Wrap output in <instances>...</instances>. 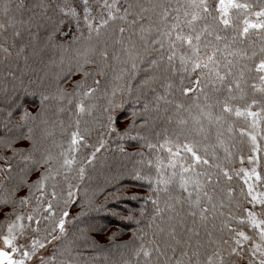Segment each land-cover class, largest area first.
Listing matches in <instances>:
<instances>
[{
    "label": "trees",
    "instance_id": "trees-1",
    "mask_svg": "<svg viewBox=\"0 0 264 264\" xmlns=\"http://www.w3.org/2000/svg\"><path fill=\"white\" fill-rule=\"evenodd\" d=\"M187 2L117 0L121 9L132 5L130 13L137 5L160 6L144 13L141 23L151 31L143 41L140 23H131L139 20L135 15L110 20L97 35L83 19L61 14L63 0L0 2V23L6 25L0 30V232L32 205L35 214L26 216L27 225L42 234V243L54 240L36 264H207L214 252L233 264L228 239L248 222L242 170L252 155L264 177V81L257 71L264 60V29L243 32L245 21L264 10V0H235L245 7L229 10L227 26L217 19L218 0H207L209 14L195 24L197 32L208 28L201 35V56L206 62L205 53L216 51V70L227 73L223 83L208 76V69L193 72L189 64L186 71L179 55H190L187 48L178 49L169 66L168 38L157 29L163 33L177 21L159 13L167 6L171 17L183 21ZM91 15H107L101 0H93ZM129 39L136 44L132 55L122 50L130 47ZM160 39L163 48L152 43ZM104 48L107 60L99 56ZM187 88L195 92L184 95ZM224 105L233 111H222ZM236 109L245 115L236 116ZM77 130L86 146L71 145ZM65 158L73 162L64 165ZM181 176L200 187L189 183L184 191ZM201 207L208 209L206 219ZM61 218L63 234L58 227L52 231Z\"/></svg>",
    "mask_w": 264,
    "mask_h": 264
},
{
    "label": "snow or ice",
    "instance_id": "snow-or-ice-1",
    "mask_svg": "<svg viewBox=\"0 0 264 264\" xmlns=\"http://www.w3.org/2000/svg\"><path fill=\"white\" fill-rule=\"evenodd\" d=\"M2 2V0H0ZM102 2V12L106 11L107 15H101L100 19L97 20L95 16L91 15L92 10V3L93 0H63V6L59 7V11L61 14L65 17H74L77 20L83 19L86 23L88 29L91 32L97 33L99 35L101 29L109 25L110 20H115L117 18L121 20H126V18L129 15H135L139 17V20L133 19L132 24H138L140 23V32H141V41L144 40L143 33L150 32L151 28H145L141 22L146 21L147 17L144 15L145 12L154 11L155 8H159V5H155L153 8H145L143 5H137L138 11L135 13H130L129 8L132 7V5H129L127 8L121 9L118 4L117 0H101ZM245 7V5H241L238 3H234V0H218V5L215 8V11L219 14L217 19H219L225 26H227L230 23V20L228 18V12L229 9L232 8H242ZM185 11L183 12L184 20L179 21L178 18L171 17V14L168 11L167 6L163 7L159 13L161 18L165 21L168 19H175L177 22L172 23L169 25L166 30L163 33L159 32V29H157L158 35L161 37H167L168 38V55H167V61L169 63V66L171 67L173 62L177 59V50L179 49L181 53L185 52V48H187L189 54H181L179 55V60L181 62V65L185 67V70L187 71V66L191 64V70L195 72L197 69L203 70L208 69V76H213V78L221 83H223L227 77V73H225L224 76L220 75V72L217 71V53L216 51H213L210 55L205 53L206 56V62L204 61V57L201 56V50H200V41H201V35L208 32V28L205 26L200 30V32L196 31L195 24L202 18H204L205 14H209V7L207 0H188V2L184 5ZM5 12L7 9L4 10ZM123 12L122 16L117 17V12ZM179 11V9H177ZM257 16L264 18V10L257 13ZM183 26H187L190 28L191 31L185 33ZM6 28V25L4 23H0V30H4ZM249 28H262L264 29V20H262L260 23L257 24H251L249 25L247 21H245V27L243 28V32L245 34L248 33ZM126 29L124 27L119 28V32L121 34L125 33ZM175 34V35H173ZM16 35H19V33H16ZM219 39V37H217ZM118 43H121V41H118ZM130 47L126 49H122L125 54L132 55L133 52L136 50V44L131 42V39H129ZM152 43H159L160 48L164 47L163 39L160 40H153ZM143 46V45H141ZM207 47V46H206ZM3 51L7 52V49H3ZM138 55V52L135 53ZM99 56L103 60H107L109 57V53L106 48L99 50ZM85 63H93L92 60H86ZM229 64L231 62H228ZM83 66H81L82 68ZM132 67L135 68V63L132 64ZM257 71L264 72V60H261L259 65L257 66ZM90 73L87 71H84L85 77H87ZM214 74V75H213ZM262 80H264V76L261 77ZM98 83V81H97ZM197 87L200 86V81H196ZM78 86L80 85V82H78ZM195 92V89L187 88L183 90L184 95H188L189 93ZM85 95H89L88 92L84 93ZM163 99V97H161ZM177 109L183 108V105H177ZM80 111H84V107L80 106ZM222 111L231 113L233 109L229 107L228 105L222 106ZM236 116H243L245 115V112H241L239 109L235 110ZM246 115L255 117L257 113L253 112H247ZM29 114L27 112L24 113V119H28ZM253 127H255V121L253 122ZM253 145L256 144V136L253 135L251 137ZM264 139V137H262ZM80 144H85V138L84 135H81L79 130L72 133V140L71 145L76 146ZM103 146V143L101 142V147ZM150 147H154L153 145H150ZM184 149L186 152L192 153V155L195 157L197 161L200 160V157L196 155V153L193 151V148L189 147L188 145L184 146ZM96 151H99V148L96 149ZM92 157H95V152H93ZM178 155V154H177ZM51 157H48L45 159V163L48 162V159ZM73 161L70 159L65 158L63 163L64 165H70ZM90 162V161H89ZM203 163H207V161H203ZM173 167H175V163L172 164ZM190 168H184V172H188ZM244 171V170H242ZM84 169L83 167L80 168V173L83 175ZM175 175V173H173ZM227 175V173H225ZM245 177H248L249 179L251 176H249V173L247 171H244ZM251 175L255 176L256 181L264 182V177H262L259 173L256 172V169L253 168L251 170ZM46 178V177H45ZM194 183V186L196 188H199V182H192L190 179H186L183 176H181V188L184 191H188V184ZM245 183H248V180H245ZM69 196L72 195V193L69 191ZM203 195L205 197H208V193L204 192ZM192 193L189 192V198H191ZM197 196L199 197V192L197 193ZM247 197L250 199L248 202L252 204L253 207H255L257 204L264 206V192L254 193V185L249 184L248 185V191H247ZM208 199H211V197H208ZM26 201H21V203H25ZM155 203V202H154ZM197 205H199V198L195 201ZM52 208V205H48V209L50 210ZM208 209L201 207L200 208V216L201 219H206ZM262 211H264V208H262ZM14 214V213H13ZM197 213L196 211H192L191 215L195 216ZM64 216H67V212L63 214ZM248 219L251 222V224L255 228H259L260 231L258 233L259 236V242L255 243L251 249H245L244 242H249L252 240V237L246 235L243 231L239 230H233L235 232V239H234V246L230 249V256H237L241 260L243 259L244 254L247 251H251L252 256L255 257L257 253H259V261L258 264H264V220L257 221L256 219V213L253 211L247 212ZM22 217L16 216V220H20ZM29 220L32 219V217H28ZM21 229L23 226H20ZM59 228V231L61 234L65 232L64 227V219L61 218L56 225L52 229L53 232L56 231V228ZM17 228V224L15 221H13L11 224L8 225L7 228V234H3L0 232V242L3 243L4 248L0 249V264H25V260H30L32 256L35 254L37 247L43 248L45 245L44 243L40 242L39 240H33L30 247V251H24L22 248L18 246V238L14 234L15 229ZM20 235H23V231H21ZM53 239H56L55 236L52 237ZM224 243H228V241H225ZM21 252L22 258L19 260H16L10 255V253L15 252ZM144 256H150V253L148 251H145L141 249ZM184 255H187V253H184ZM219 262V264H225V260L223 258V255L220 252H214L212 256L208 258L207 264H216V262ZM248 264H257L255 259H249Z\"/></svg>",
    "mask_w": 264,
    "mask_h": 264
},
{
    "label": "rangeland",
    "instance_id": "rangeland-1",
    "mask_svg": "<svg viewBox=\"0 0 264 264\" xmlns=\"http://www.w3.org/2000/svg\"><path fill=\"white\" fill-rule=\"evenodd\" d=\"M234 3L235 0H234ZM230 10V9H229ZM261 11H255L253 18H251L249 21H247V23L249 25L251 24H257L261 22V17L257 16V13H259ZM262 76H264V72H262ZM264 81V80H263ZM253 152H255V150H253ZM252 158V159H251ZM249 158L248 161V165L249 168H243L244 171H247L249 173V176H251V178L249 179L248 177H245L244 175V182L247 179L248 183H245L246 185V189L248 190V185L252 184L254 185V193H259V192H264V183L260 182V181H256L255 176L251 175V170L253 168L256 169V172L259 173V168L256 162V157L255 155H252V157ZM44 185V182H43ZM42 189V185H40L37 190L35 191V193L33 194V197L36 198V200H39V198L41 197L42 192H40V190ZM40 192V193H39ZM261 205L257 204L255 207L252 206V204H250V206L248 207V211H253L256 213V219L257 221H261L264 220V213L261 212L260 209ZM34 215L35 213L33 212V208L32 205H27L26 209L24 212H22V215L19 214L18 216L22 217V219L20 220H16V217L13 218L11 220V223L13 221H15V223L17 224V228L14 231V234L17 236L18 238V246L20 248H22L24 251H30V245L32 243L33 240H39L40 242L42 241V234L40 232L35 231L34 229V225H27L28 223L26 222V216L27 215ZM25 216V217H24ZM248 218V215H247ZM10 223V224H11ZM37 222H35L36 224ZM9 225V224H8ZM23 226V228L21 229L20 226ZM36 226V225H35ZM67 225H64V227L66 228ZM262 227H264V225H262ZM8 228V226H7ZM235 230H239V231H243L246 235L252 237V240L249 242H244V247L245 249H251L253 247V245L255 243L259 242V236L258 233L260 231L259 228H255L251 222L248 219L247 225H242L239 228H236ZM21 231H23V235L21 236L20 233ZM5 235L7 234V229L4 233ZM232 235L234 236L233 239H228V241H232L228 244L227 249L230 253V249L232 246H234V239H235V232H232ZM219 241L225 242L226 241V237L225 236H218L217 238ZM54 240H51L49 243L44 244L45 246L43 248H39L37 247V250L35 252V254L32 256V258L30 260H25V264H36L37 262H39L40 260H42L46 255L49 254L50 248L53 245ZM4 245L2 242H0V249H3ZM10 255H12V257L16 260H19L22 258L21 252H15V253H10ZM255 259L257 264L259 261V253L256 254L255 257L252 256L251 251H247L244 256L243 259L241 260L239 257L237 256H232L233 259V264H248V260L249 259ZM218 260H217V262Z\"/></svg>",
    "mask_w": 264,
    "mask_h": 264
}]
</instances>
